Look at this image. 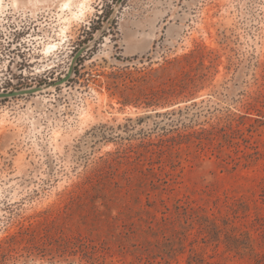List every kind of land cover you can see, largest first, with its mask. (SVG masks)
Listing matches in <instances>:
<instances>
[{
	"label": "rangeland",
	"instance_id": "374dc122",
	"mask_svg": "<svg viewBox=\"0 0 264 264\" xmlns=\"http://www.w3.org/2000/svg\"><path fill=\"white\" fill-rule=\"evenodd\" d=\"M116 2L0 0V264H255L264 0Z\"/></svg>",
	"mask_w": 264,
	"mask_h": 264
},
{
	"label": "water",
	"instance_id": "95a60500",
	"mask_svg": "<svg viewBox=\"0 0 264 264\" xmlns=\"http://www.w3.org/2000/svg\"><path fill=\"white\" fill-rule=\"evenodd\" d=\"M122 0H117V4H119ZM83 48L78 50L73 58V62L75 59L81 54ZM72 71V65L69 67L68 71L66 72L65 75H63L61 78L58 80L54 81L51 83V85H59L63 82H65L71 75ZM42 86H36V87H29V88H24V89H18V90H13V91H0V97H9V96H15V95H22V94H30L33 92H36L38 90H41Z\"/></svg>",
	"mask_w": 264,
	"mask_h": 264
},
{
	"label": "trees",
	"instance_id": "16d2710c",
	"mask_svg": "<svg viewBox=\"0 0 264 264\" xmlns=\"http://www.w3.org/2000/svg\"><path fill=\"white\" fill-rule=\"evenodd\" d=\"M255 264H264V254H262V256L257 257V259H255Z\"/></svg>",
	"mask_w": 264,
	"mask_h": 264
}]
</instances>
